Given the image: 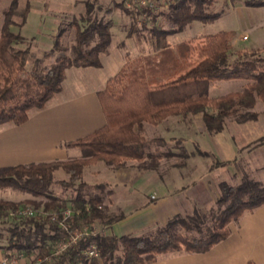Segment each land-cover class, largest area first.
Here are the masks:
<instances>
[{"label":"trees","instance_id":"16d2710c","mask_svg":"<svg viewBox=\"0 0 264 264\" xmlns=\"http://www.w3.org/2000/svg\"><path fill=\"white\" fill-rule=\"evenodd\" d=\"M124 1L116 4L125 14H131ZM165 10L158 14L139 8L150 25L141 31L133 25L126 35L142 36L151 53L128 61L98 93L105 125L67 146L80 151L78 159L16 166L0 174V190L14 189L31 195L38 201L10 202L0 200V249L3 256L22 255L28 263L49 256L53 248L71 233L88 227L95 235L82 238L50 264H151L158 257L178 253H205L229 235V224L237 223L246 214L264 205V186L244 179L232 187L220 183L217 211L211 213L207 226L201 213L175 216L163 226L141 235L115 237L105 234L122 215L107 214L105 201L110 194L105 185L80 182L86 167L102 162L116 171L126 162L145 159L157 161L160 155L146 154L149 143L164 144L162 139L146 141L145 124L157 126L170 117L184 121L188 116H201L210 133L221 131L226 120L237 123L250 120V111L257 101H264V57L253 51L237 50L234 57L231 32H219L194 43L188 41L174 47L168 37L182 32L189 24H204L217 20L222 12L210 11L212 0H164ZM246 7H264V0H243ZM16 1L3 12L0 26V127L24 124L32 112L41 111L47 102L61 91L66 70L70 68H100V55L112 43L110 20L92 15L86 6L85 14L72 22L74 44H61L64 29L54 37L43 59H52L50 66L40 68L35 63L27 72L30 56L28 47L21 48L25 39L14 33L12 17ZM29 8L22 14L25 22ZM161 19L162 24H158ZM82 27H81V26ZM17 27V26H16ZM244 80L247 85L239 92L210 98L212 82ZM183 118V119H182ZM166 158L172 157L164 154ZM230 162H217L223 167ZM144 165V166H143ZM62 171L68 180L61 182L72 190L71 197H58L50 192L54 173ZM76 186V187H75ZM31 209L32 216L20 212ZM69 209L71 216L64 219ZM54 217V220L51 218ZM91 245L98 258L84 255ZM46 264V263H43ZM253 264V263H247Z\"/></svg>","mask_w":264,"mask_h":264},{"label":"rangeland","instance_id":"374dc122","mask_svg":"<svg viewBox=\"0 0 264 264\" xmlns=\"http://www.w3.org/2000/svg\"><path fill=\"white\" fill-rule=\"evenodd\" d=\"M13 1L0 0V26L3 20V12L9 9ZM15 1L16 7L12 19L17 27L13 26L12 31L19 33L25 39L21 48L28 47L30 50V56L26 62L27 72L32 69L35 63H39L40 68L50 66L53 60H45L42 56L44 52L52 48L54 37L60 29H64L61 44L67 48L74 44L75 29L71 24L74 21L79 23L80 17L85 14L87 5L92 7L93 16L104 20L110 19L114 24L111 30L112 44L103 53L106 55L102 57L106 74L110 73L117 63L125 57V51L115 47L117 44L132 40L133 47H131L128 59L133 58L136 54L145 56L151 53V49L144 42L142 36L132 33V36L126 39V35L133 25L136 26L137 31H141L143 24H147V26L150 24L147 23L148 21L145 20L144 16L136 15L139 8L134 5L127 8V3L124 2L125 7L131 12L129 15L117 6H113L114 3L118 4L124 0H113L114 3L112 0ZM149 1L154 4V0ZM163 2L164 0H155L156 11L154 13L158 14L161 10L166 9ZM38 4L44 6L43 9L37 8ZM26 7L29 10L25 22L20 26L21 17ZM110 7L113 13L112 11L105 12ZM210 8V11L222 12V15L208 24L194 21L182 32L169 36L167 41L171 45L192 40L196 43L209 35L231 32L233 33L231 41L233 56L231 58L234 57L237 50L247 52L252 50L255 56L264 57V7H246L243 0H212ZM51 13L57 15L58 20L57 28L53 32L54 36L48 28H45V23H51L53 20L49 21ZM46 19L47 21H45ZM158 24H162L161 19H159ZM81 80L84 81L85 87H89L88 78ZM246 85L247 82L244 80L212 82L208 95L210 98H217L239 92ZM56 98L58 97L54 95L51 100H56ZM248 112L250 116L253 115L250 120L244 123H237L232 119L226 120L223 129L217 133L208 132L200 116H188L184 118L183 122L178 121L181 117H170L157 126L144 125L142 133L146 141L162 139L165 142L160 145L149 143L146 154L153 156L170 154L172 156L161 163L145 159L146 169L154 167L158 176L165 177L167 170L174 168V173L169 175L172 181L175 179L178 181L177 173H175L178 169V172L186 175L185 182L191 183L189 190L184 194L185 198L188 199L187 205L183 204L184 207H190V210L186 207L185 212H180L181 217L192 216L195 211H198L203 215L206 225L210 226L211 213H215L218 209L216 200L220 196L218 190L220 183L235 187L244 179H248L264 186V101H257L255 107ZM224 161L230 163L223 167L216 165L217 162ZM141 165L139 163V167ZM172 166L176 167L172 168ZM113 173L115 172L113 171ZM113 173L111 168L106 167L102 162H98L86 167L80 181L76 184L80 182L92 186L110 184L113 181ZM53 178L50 192L58 197H71L72 190L61 184V182L68 180V176L62 171H57ZM211 195H216V198L211 200ZM0 199L10 202L42 200L14 189L0 191Z\"/></svg>","mask_w":264,"mask_h":264},{"label":"crops","instance_id":"0c3cea01","mask_svg":"<svg viewBox=\"0 0 264 264\" xmlns=\"http://www.w3.org/2000/svg\"><path fill=\"white\" fill-rule=\"evenodd\" d=\"M112 2L114 3L113 0ZM115 5L116 3L113 6ZM43 7L40 4L37 6L39 9ZM111 11L113 13L110 7L105 12ZM50 16L49 21L53 20L51 23H45V28H48L53 35L58 20L57 15L51 13ZM110 21L113 24V21ZM131 43L132 40H127L126 43L122 42L115 46L125 51V57L110 73H105L106 67L103 64L102 57L106 54L101 55L100 68H70L65 72L61 91L56 94L58 97L56 100L52 101L51 98L43 110L32 112L22 125L1 126L0 173L16 166L78 159L80 151L77 148L68 147L67 144L105 125L98 93L129 60L140 56L136 54L128 59L133 47ZM168 44L170 47L178 45H171L169 42ZM87 78L89 87H85L84 81L81 80ZM166 159L168 158L163 155L157 161L161 163ZM139 163L126 162L122 168L114 171L115 173L112 171L113 181L105 184L110 192L104 205L107 214L123 216L122 220L106 229L107 235L115 237L141 235L147 230L165 225L175 216H180V212H185V208L188 207L183 205H187L188 199L184 194L191 185L190 182H185L186 175L176 169L178 181H175L176 179L172 181L169 177L170 173H174L173 167L176 166L167 170L164 177L158 176L156 168H141ZM129 164L130 166H127ZM215 198L216 195H211V200ZM2 256L3 252L0 249V260ZM247 263L264 264V205L244 215L239 222L229 224L227 238L207 252L160 256L151 264Z\"/></svg>","mask_w":264,"mask_h":264},{"label":"built area","instance_id":"2783aa9c","mask_svg":"<svg viewBox=\"0 0 264 264\" xmlns=\"http://www.w3.org/2000/svg\"><path fill=\"white\" fill-rule=\"evenodd\" d=\"M125 2L127 3L126 4L127 8H130L131 6L134 5L138 8H147L151 10L152 12L156 11L155 10L156 9L155 0H154V4L153 2L149 0H125ZM20 214L26 215V216H32L33 212L31 209H26V210L21 211ZM71 214H72L71 211L67 209L63 213L64 219L69 218ZM54 219H55L54 217L51 218V220H54ZM96 233H97L96 229L91 230L88 227H84L80 230H77L71 233V235L66 240L60 242L53 248V251L49 256L43 259L38 258L35 261L28 263L26 259L24 258V256L22 255H15V256H10V257L2 256L0 260V264H43V263L50 264L54 261L55 258L62 255L70 246L75 245L82 238L88 237L90 235H95ZM84 255L87 259L98 258L99 252L94 245H91L90 248L86 252H84ZM78 264H81V262H78Z\"/></svg>","mask_w":264,"mask_h":264}]
</instances>
